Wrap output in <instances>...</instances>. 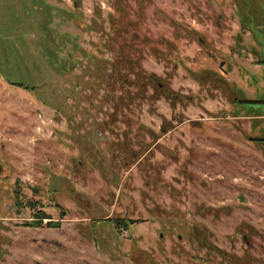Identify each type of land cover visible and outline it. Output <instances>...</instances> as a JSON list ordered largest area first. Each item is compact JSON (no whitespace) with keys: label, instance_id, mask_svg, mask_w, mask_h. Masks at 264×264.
<instances>
[{"label":"rangeland","instance_id":"rangeland-1","mask_svg":"<svg viewBox=\"0 0 264 264\" xmlns=\"http://www.w3.org/2000/svg\"><path fill=\"white\" fill-rule=\"evenodd\" d=\"M241 1L0 0V264H264Z\"/></svg>","mask_w":264,"mask_h":264},{"label":"trees","instance_id":"trees-1","mask_svg":"<svg viewBox=\"0 0 264 264\" xmlns=\"http://www.w3.org/2000/svg\"><path fill=\"white\" fill-rule=\"evenodd\" d=\"M248 1L249 0H242L241 3H243V4L241 6H243L244 4L246 5V3H248ZM260 2H261L260 3V6H258L260 9L257 10V11H259L261 13V12L264 11V0H260ZM255 7H256V5H255ZM261 15H263V17H264V14L263 13H261ZM252 27H253V25H252ZM262 37H263V34H262Z\"/></svg>","mask_w":264,"mask_h":264},{"label":"flooded vegetation","instance_id":"flooded-vegetation-1","mask_svg":"<svg viewBox=\"0 0 264 264\" xmlns=\"http://www.w3.org/2000/svg\"><path fill=\"white\" fill-rule=\"evenodd\" d=\"M239 9V8H238ZM242 12V11H241ZM261 13H263L264 14V11L263 12H261ZM264 18V17H263ZM262 39H263V37H262ZM263 40H261V42H262ZM263 46V48H264V44L262 45ZM0 172H1V170H0ZM16 199V203H17V205L19 204V200H18V202H17V197L15 198ZM9 207L10 206H7V209H9ZM11 211H12V209H11ZM45 220L44 219H37V221L36 222H44ZM47 222H52V220H46ZM62 221H63V218H62Z\"/></svg>","mask_w":264,"mask_h":264}]
</instances>
